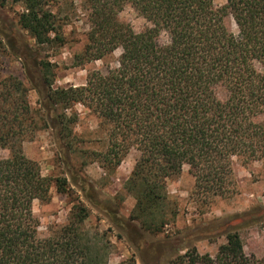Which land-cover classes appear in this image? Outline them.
I'll return each instance as SVG.
<instances>
[{
  "label": "trees",
  "instance_id": "trees-1",
  "mask_svg": "<svg viewBox=\"0 0 264 264\" xmlns=\"http://www.w3.org/2000/svg\"><path fill=\"white\" fill-rule=\"evenodd\" d=\"M8 1L22 4L17 25L37 45L63 40L46 0L0 5ZM125 5L146 19L145 30L136 33L119 20ZM82 7L88 30L76 62L120 50L115 68L92 73L83 86L54 89L44 63L27 61L32 52L21 40L29 85L13 75L0 80V150L8 152L0 157V264H103L81 235L88 216L81 201L73 202L67 226L38 236L32 202L49 201L52 187L67 196L71 190L66 177L44 176L22 144L53 128L68 154L69 136L61 137L68 125L58 105L80 103L98 119L107 138L97 157L104 168H116L131 149L139 152L127 184L137 202L130 218L155 233L165 224L166 181L183 166L194 180L191 197L204 211L215 198L236 194L234 159L264 160V0H225L219 7L214 0H83ZM160 33L166 43H158ZM30 90L38 108L29 102ZM224 236L214 258L185 247L165 264H264V257L245 254L237 231Z\"/></svg>",
  "mask_w": 264,
  "mask_h": 264
},
{
  "label": "rangeland",
  "instance_id": "rangeland-1",
  "mask_svg": "<svg viewBox=\"0 0 264 264\" xmlns=\"http://www.w3.org/2000/svg\"><path fill=\"white\" fill-rule=\"evenodd\" d=\"M46 1L56 15V29L63 40L44 45H37L17 25L18 14L23 11L21 3L8 1L0 5V80L13 75L29 85L19 57V54H27L20 46L21 40L32 52L27 61L31 64L36 59L37 63H44L43 71L54 89L83 86L92 73L105 74L116 67L120 50L102 60L82 65L76 62L88 30L83 0ZM214 4L222 6L225 0H214ZM118 18L136 33L149 26L130 5L123 7ZM226 25L237 34L230 17L226 18ZM167 40L164 33L157 39L160 44ZM218 96L224 98L222 90L218 91ZM28 97L31 106L38 108L36 92L30 90ZM57 109L59 115L66 116L63 122L67 123L68 130L63 131L61 137L69 136L68 154L61 148L53 128L39 129L31 140L22 144L24 154L40 165L44 176L66 177L71 190V195L67 196L52 187L49 201L32 202L40 238L67 226L73 202L78 200L88 210L80 228L81 235L92 256L103 264H165L170 258L183 254L185 247H195L199 254L207 253L214 258L217 248L226 241L224 233L231 230L239 233L246 255L264 257V160L244 163L234 159L236 194L215 198L204 211L191 197L194 180L188 166H183L178 177L166 181L165 224L155 233L143 228L139 220L130 218L137 202L127 184L139 152L131 149L116 168H104L97 157L106 150L107 138L95 115L80 103L61 104ZM7 156V151L0 150V157Z\"/></svg>",
  "mask_w": 264,
  "mask_h": 264
}]
</instances>
